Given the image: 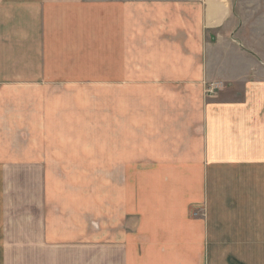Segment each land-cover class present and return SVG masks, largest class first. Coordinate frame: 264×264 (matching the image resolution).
<instances>
[{
	"label": "crops",
	"instance_id": "1",
	"mask_svg": "<svg viewBox=\"0 0 264 264\" xmlns=\"http://www.w3.org/2000/svg\"><path fill=\"white\" fill-rule=\"evenodd\" d=\"M232 4L0 0V87L22 96L80 79L140 91L110 98L92 144L26 143L22 166L43 167L38 230L32 211L12 217L40 238L45 263L264 264V31L248 46ZM26 99L14 132L69 134L67 108Z\"/></svg>",
	"mask_w": 264,
	"mask_h": 264
},
{
	"label": "rangeland",
	"instance_id": "2",
	"mask_svg": "<svg viewBox=\"0 0 264 264\" xmlns=\"http://www.w3.org/2000/svg\"><path fill=\"white\" fill-rule=\"evenodd\" d=\"M234 14L241 21L246 32V42L248 46H252L253 30L264 31V0H232ZM261 18V22L258 23ZM107 83L108 80H102ZM56 86H41L34 88L19 87L18 91H23L22 96L18 92L10 91L12 88L0 87V98H8L7 105L9 114L5 116L4 130L7 133H0V168L3 171V177L0 180V251L3 252V258L0 264H47L42 260L44 252L39 256V248L42 246V241L38 238L35 242L25 234L19 231L29 229L28 225L23 223L15 224L13 222V214L15 217L21 213H29L32 211L36 219V228L38 230L39 220L41 218V210L36 205L37 200L41 198L42 181L40 183L39 174L42 173V166L30 167L22 166L25 160L28 159V151L26 143L31 140L34 143L46 139V143L63 142L64 138L68 140V144L78 143H93V127L95 116L102 118L107 117L110 98H122L126 94L133 91L134 98H140V91L137 88L130 87H113L108 85H96L94 81L69 79L56 82ZM98 83V82H96ZM69 84V85H67ZM26 90V91H24ZM127 93L125 94V92ZM207 96V95H206ZM18 98H27L26 103L35 102V98H53L55 102L48 105V110L53 112L54 107L58 105L62 111L67 108L69 111L68 118H64L65 127H68V135H30L17 134L15 126L17 118V126L22 125V120L16 116L18 108H21ZM75 106V107H73ZM75 110V111H74ZM74 111V112H73ZM100 112V113H99ZM99 113V114H98ZM103 122V121H102ZM96 126V125H95ZM103 126V124H102ZM84 129L86 134H79L77 130ZM1 132V130H0ZM65 143V142H63ZM91 148L86 149L90 151ZM82 158H72L65 162L64 167L69 169L70 166H76V160ZM86 160V157L85 159ZM13 164V165H12ZM64 164V162H63ZM63 167V168H64ZM69 173H71L69 171ZM36 175V179L33 175ZM59 173L53 171V175L58 176ZM33 183V184H32ZM38 183V184H36ZM57 198V197H56ZM58 201V200H57ZM49 213L50 207L44 209ZM38 220V221H37ZM106 222V216L102 215V223ZM39 233L35 235L39 237ZM47 237L46 242H49L47 234H43L41 239ZM28 238V239H27ZM39 241V242H38ZM39 243L40 245L36 244ZM30 254V256H29ZM71 254V253H70ZM29 256V261L27 257ZM37 257V261H34ZM26 258V262L20 260ZM49 264H55L51 262Z\"/></svg>",
	"mask_w": 264,
	"mask_h": 264
},
{
	"label": "built area",
	"instance_id": "3",
	"mask_svg": "<svg viewBox=\"0 0 264 264\" xmlns=\"http://www.w3.org/2000/svg\"><path fill=\"white\" fill-rule=\"evenodd\" d=\"M217 89V85H211L210 87H208L206 89V95L209 96V97H212L215 93V90Z\"/></svg>",
	"mask_w": 264,
	"mask_h": 264
}]
</instances>
